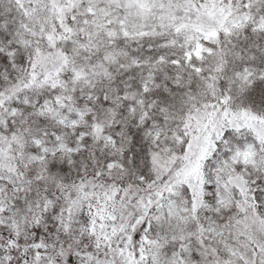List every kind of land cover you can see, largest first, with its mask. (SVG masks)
<instances>
[{
    "label": "snow or ice",
    "instance_id": "snow-or-ice-1",
    "mask_svg": "<svg viewBox=\"0 0 264 264\" xmlns=\"http://www.w3.org/2000/svg\"><path fill=\"white\" fill-rule=\"evenodd\" d=\"M0 264H264V0H0Z\"/></svg>",
    "mask_w": 264,
    "mask_h": 264
}]
</instances>
